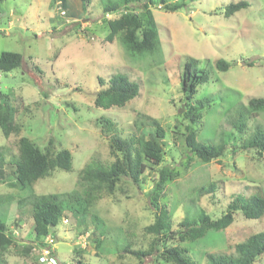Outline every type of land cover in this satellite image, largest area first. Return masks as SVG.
I'll list each match as a JSON object with an SVG mask.
<instances>
[{"label": "rangeland", "instance_id": "obj_1", "mask_svg": "<svg viewBox=\"0 0 264 264\" xmlns=\"http://www.w3.org/2000/svg\"><path fill=\"white\" fill-rule=\"evenodd\" d=\"M90 1L86 8L78 0L0 1V54L16 53L23 59L20 69L0 72V106L8 107L10 122L19 127L8 139L0 128V219L18 242L1 257V264H36L42 255L32 242L30 206L20 204L29 192L12 186L10 176L20 136L40 148L52 137L58 150L72 156L70 172L56 171L35 182L32 194L46 195L81 192L82 170L111 165L115 158L109 137L114 133L147 140L156 137L155 121L165 134L162 162H145L139 189L123 177L111 195L104 192L90 209L96 223L88 216L79 225L70 213L64 215L51 238L52 252L65 264H167L157 262L155 255L140 263L124 251L128 244L131 249L149 247L152 235L144 227L153 223L155 210L149 206L148 192L163 166L179 172L158 202L170 212L174 230L200 210L218 218L238 195L264 196V153L258 156L239 148L232 155L230 150L241 147L257 126L264 130V112L247 119L242 134L230 123L249 99H264V0H194L174 12L162 11L160 0H151L159 51L140 57L126 52L118 35L107 40L106 21L111 16L102 15V6L118 0ZM240 1L247 7L225 16V8ZM218 60L229 68L217 70ZM186 61L195 62L209 76L188 102L178 90ZM117 74L137 84L138 95L121 107H94L95 94L103 89L99 81L106 84ZM201 103L202 119L192 126L197 140L218 144L223 139L229 150L209 163L195 158L189 163L182 138L190 124L185 109ZM100 117L114 124V133L101 132ZM210 185L214 192L197 198V190ZM259 232L264 233V217L237 218L224 231H209L179 245L196 264H209L208 255L235 256V246ZM253 264H264V255Z\"/></svg>", "mask_w": 264, "mask_h": 264}, {"label": "trees", "instance_id": "obj_2", "mask_svg": "<svg viewBox=\"0 0 264 264\" xmlns=\"http://www.w3.org/2000/svg\"><path fill=\"white\" fill-rule=\"evenodd\" d=\"M1 1V0H0ZM82 8L91 2L90 0H78ZM194 0H181L180 2H166L160 0L158 3L163 7L162 11L174 12L186 6ZM151 0H118L117 2H106L102 6V15L111 16L106 22L109 33L107 40L112 41L116 35L120 37L126 52L132 57H140L145 54L152 55L159 51V37L156 22L151 8ZM247 4L240 1L225 8L224 14L229 17L237 13ZM22 57L16 53L3 52L0 54V72L4 75L20 69ZM215 67L219 71H226L229 68L223 60H218ZM37 74L40 70L33 68ZM24 78V77H23ZM209 80L208 73L197 69L196 63L186 61L182 72L179 93L188 102L191 101L197 88ZM103 89L96 92L94 107L107 110L111 107L124 106L138 95V85L130 81L126 76L113 75L106 84L99 81ZM0 95H2L0 93ZM6 96V95H5ZM203 104L195 105L185 109V115L189 116L190 124L182 136L184 147L189 154L187 161L190 163L193 158L202 163H209L218 160L226 155L227 149L223 139L218 144H205L207 142L197 140V133L192 127L194 123L200 122L203 115ZM238 114L231 120L234 132L242 134L246 129L247 119L258 112H264V99H249L246 106L238 109ZM197 121V122H196ZM101 132L109 135L115 132L114 124L103 117L97 120ZM156 137L150 136L147 140L138 138H122L118 133L109 137V148L114 156V162L108 167L90 165L82 170L80 181L84 182L83 190L64 192L61 194H32V187L36 181L45 179L56 171L70 172L72 169V156L69 151L58 150L54 138H49L44 148L38 147L26 136H20L17 140L18 159L14 163L11 177L14 182L12 186L22 191H28V199L20 201V204H28L31 209L32 219V242L42 249H51L46 242L48 236L56 237L55 229L61 224L66 213L81 225L89 218L96 223L97 217L91 214V208L106 192L111 195L117 184L123 177L139 189L140 177L146 171L145 162L160 164L165 155L167 144L163 142L165 134L157 122L153 121ZM0 128L6 139L12 132H18L19 127H13L10 122L8 107L0 106ZM240 148V149H239ZM240 151H253L258 156L264 153V130L256 127L252 135L245 139L241 147L234 145L230 150L232 155ZM179 177V172L174 168L161 167L156 174L153 187L148 192L149 206L154 208L152 224L144 227L147 235H152L148 249H131L129 244L124 251L142 263L146 257L154 256L167 264H196L188 257L187 249L179 244L185 241H194L204 237L209 231L220 232L231 226L237 218L244 220H259L264 217V196L251 195L249 197L238 195L233 197L227 205L226 210L218 218H211L205 211L200 210L198 214L190 219L184 218L177 230L173 229L170 212L163 206L158 205L159 200L165 195L167 183ZM5 181L9 175L5 176ZM86 186V187H85ZM214 185L197 190V198L212 193ZM178 242V244H176ZM16 237L8 230L5 221L0 219V264L2 256L10 247H15ZM96 245H100L97 241ZM235 256H214L208 255L209 264H253L257 258L264 255V233L259 232L249 236L245 242L235 246ZM80 251V250H78ZM53 251L50 255L54 257ZM36 264H43L36 257ZM59 264H65L59 261ZM80 264V262H79Z\"/></svg>", "mask_w": 264, "mask_h": 264}, {"label": "built area", "instance_id": "obj_3", "mask_svg": "<svg viewBox=\"0 0 264 264\" xmlns=\"http://www.w3.org/2000/svg\"><path fill=\"white\" fill-rule=\"evenodd\" d=\"M52 238L50 236H48L46 238V242L51 245V249H42V255L39 257V261L44 263V264H59V262L54 258L51 257V253H52Z\"/></svg>", "mask_w": 264, "mask_h": 264}, {"label": "clouds", "instance_id": "obj_4", "mask_svg": "<svg viewBox=\"0 0 264 264\" xmlns=\"http://www.w3.org/2000/svg\"><path fill=\"white\" fill-rule=\"evenodd\" d=\"M54 258L58 261V259L56 258V256H54Z\"/></svg>", "mask_w": 264, "mask_h": 264}, {"label": "water", "instance_id": "obj_5", "mask_svg": "<svg viewBox=\"0 0 264 264\" xmlns=\"http://www.w3.org/2000/svg\"><path fill=\"white\" fill-rule=\"evenodd\" d=\"M181 109L183 110V108H181ZM182 110H181V111H182Z\"/></svg>", "mask_w": 264, "mask_h": 264}]
</instances>
